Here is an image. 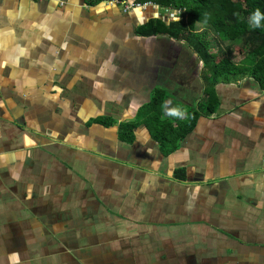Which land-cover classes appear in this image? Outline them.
Returning <instances> with one entry per match:
<instances>
[{"label":"crops","instance_id":"0c3cea01","mask_svg":"<svg viewBox=\"0 0 264 264\" xmlns=\"http://www.w3.org/2000/svg\"><path fill=\"white\" fill-rule=\"evenodd\" d=\"M152 13L0 0V264H264L252 76L217 82L216 110L168 154L143 124L118 138L156 87L168 111L205 97L186 41L136 33ZM105 116L116 123L93 121Z\"/></svg>","mask_w":264,"mask_h":264},{"label":"trees","instance_id":"16d2710c","mask_svg":"<svg viewBox=\"0 0 264 264\" xmlns=\"http://www.w3.org/2000/svg\"><path fill=\"white\" fill-rule=\"evenodd\" d=\"M89 5L104 0H84ZM125 1V0H119ZM135 3L151 2L160 8H180V18L166 23L161 18H151L136 28L141 36L168 35L186 41L202 61V104L192 105L183 115H173L167 110L170 96L162 88H154L149 100L141 105L133 119L118 122V138L122 142L134 140V128L145 125L151 137L157 141L163 154L178 147V142L189 133L200 113L209 114L218 106L219 97L215 85L220 80L229 81L243 75L252 76L260 88H264V19L259 27L249 23L250 15L259 9L264 13V0H134ZM197 25L203 29L197 31ZM207 28H211L222 41L240 42L243 53L238 62L230 55L232 49L218 48L220 55L209 47ZM103 125L116 123L111 117L93 119ZM173 175L184 178L183 168L175 169Z\"/></svg>","mask_w":264,"mask_h":264},{"label":"rangeland","instance_id":"374dc122","mask_svg":"<svg viewBox=\"0 0 264 264\" xmlns=\"http://www.w3.org/2000/svg\"><path fill=\"white\" fill-rule=\"evenodd\" d=\"M133 1L134 0H125V4H123V7L125 5L129 6V4ZM134 3H135V1H134ZM158 11L161 13V15L165 16L166 12L163 8H159V6H158ZM202 29H203V27L201 25H197V31H201ZM207 32H208L209 47L213 53L220 55L218 52V48L221 47L223 49H226V45H227L228 48L232 49V54L230 55V57L234 62H238L242 58L243 53L240 51V48H241L240 42L222 41L219 38V36L215 33V31L211 28H207ZM176 40L184 42V40H182V39H176ZM186 44L189 45L188 43H186ZM187 45H184L182 48L183 49L189 48ZM193 57H196V56L192 54V59H195L194 61H196L198 63L199 59L197 57L196 58H193ZM192 70H193L192 73H194V69H192ZM195 73H196V71H195ZM198 98H201V99H199V103L202 104V102L204 101V96H200ZM174 102L176 103V101H174ZM167 103L169 104V101H167ZM173 105H175V104L173 103ZM194 106H196V105H194ZM190 107H191L190 105H181V109H179L178 111L174 110L171 107V110H173V111H169V112L172 114L175 112L178 114H173V115H179L180 112H183V113L187 112L190 109Z\"/></svg>","mask_w":264,"mask_h":264},{"label":"built area","instance_id":"2783aa9c","mask_svg":"<svg viewBox=\"0 0 264 264\" xmlns=\"http://www.w3.org/2000/svg\"><path fill=\"white\" fill-rule=\"evenodd\" d=\"M108 2H110V3H121L122 4V10L125 12V11H129V10H131L134 6H138V7H140L141 9H145V8H147L148 6H151V8H153V10L155 11V12H157L159 15H161V13L158 11V5H156V4H154V3H151V2H146V3H134V1L133 2H131L130 4H129V6H127V5H125L124 7H123V4H125V1H119V0H108ZM129 7V8H128ZM160 8V7H159ZM164 10H165V17H167L168 18V20L170 21V20H178L179 18H180V13H181V11H182V9H180V8H170V7H166V8H163ZM162 16H164V15H162Z\"/></svg>","mask_w":264,"mask_h":264},{"label":"clouds","instance_id":"9594fccd","mask_svg":"<svg viewBox=\"0 0 264 264\" xmlns=\"http://www.w3.org/2000/svg\"><path fill=\"white\" fill-rule=\"evenodd\" d=\"M264 19V13H261L259 9H256L249 17V23L252 27H259L260 26V21ZM173 114H178V113H173ZM12 255L17 256L18 259V254L13 253Z\"/></svg>","mask_w":264,"mask_h":264},{"label":"water","instance_id":"95a60500","mask_svg":"<svg viewBox=\"0 0 264 264\" xmlns=\"http://www.w3.org/2000/svg\"><path fill=\"white\" fill-rule=\"evenodd\" d=\"M118 4V3H117ZM121 6H122V4L121 3H119ZM122 8V7H121ZM147 8H149L150 10H151V6H148ZM146 9V8H145ZM144 9V10H145ZM153 9V8H152ZM133 10H141V8L140 7H138V6H134L131 10H129L130 12H132ZM151 18H161V19H163L166 23H168V19L165 17V16H162V15H159L157 12H155L154 10H153V13L152 14H150L149 15V19H151ZM168 21H167V20ZM144 23H146V22H144Z\"/></svg>","mask_w":264,"mask_h":264}]
</instances>
